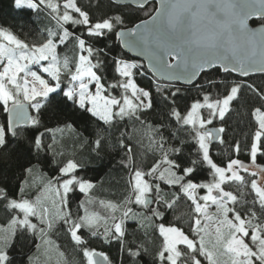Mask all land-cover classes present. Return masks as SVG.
Wrapping results in <instances>:
<instances>
[{"label":"snow or ice","instance_id":"obj_1","mask_svg":"<svg viewBox=\"0 0 264 264\" xmlns=\"http://www.w3.org/2000/svg\"><path fill=\"white\" fill-rule=\"evenodd\" d=\"M150 2L151 0H145V5L142 6V10L151 16L150 20L127 32H116L117 37L123 39L125 48L138 50L141 55L146 56L152 71L168 82L165 87L154 84L150 89H143L135 82L137 76H145L143 65L127 62L122 57H114L112 63L115 72L123 80L106 88L101 73L108 61L101 59L98 53L93 62V48H86L83 36L76 35L68 27L70 24L73 28H83L87 36L102 38L113 33L116 26L124 25L122 15H115L111 19L104 18L93 24L89 14L74 0H66L63 3L62 13L60 4L53 3V0H14L15 9L43 12L49 19V24L52 19L55 20L56 27H42L38 34L39 39L30 45L12 31L0 26V38L6 41L0 43V113L5 115L6 121L0 124V152L5 155L9 153L12 147L9 135L13 140L26 138L23 132L17 131L16 125L26 122L39 127L43 112L50 106L68 107L70 104L74 110L102 122L109 134L112 130L116 131L117 144L126 152L122 166L132 173L128 188L131 196H126L124 200L128 204L134 202L144 209L139 218L131 207L123 212L118 221L113 216L114 230L104 228L105 243L110 244L117 240L123 251L128 235L126 221L136 223V231H139L145 228L141 220H159L161 223L158 233L162 240L153 256V264H264V167L256 165L258 149H264V83L257 84L254 80L246 79L257 73L264 79V0H159L161 6L152 9L155 15H151L147 7ZM253 18L260 21L257 29L249 26L248 21ZM69 39L74 40L80 52H87V55H79L74 74L69 59L65 57L63 60L62 67L67 70L63 79L70 85L66 87L62 81L58 48L66 45ZM100 51L107 55V51ZM169 59L176 62L169 63ZM45 61L48 62L46 66L42 64ZM34 67L37 70H33ZM213 69L227 74L222 78L221 84L212 77ZM38 71H42L50 79L42 77ZM202 74L208 77L207 87L219 89L223 86V97L210 102V94L204 92V102H193L190 105L191 111L182 116L175 108L174 97L188 89L176 86L173 82L183 81L184 84L192 86ZM90 86H94L95 92L91 91ZM204 87V84L199 85L198 91L203 92ZM169 88L173 89L170 95ZM118 89L123 90L122 102L111 95ZM129 90L132 98L128 95ZM153 90L160 103L168 108V119L175 118L177 129L180 128L181 121L185 128L188 125L193 126L199 147L197 156L202 154V161L193 159L191 166L186 167H181L179 162L173 161L172 155H180L183 152V149L175 144L179 139V131L169 130L165 123L156 125L147 119V113L154 107ZM245 94L254 96L261 102V107L255 108L252 113L258 124V130L250 142L252 164L248 167L238 158H232L228 160L226 167H219L210 159V143L219 139L223 145L224 140L220 134L225 133L226 128L220 126L208 130L205 125H212L217 117L219 121L224 122L233 102H239ZM29 108L37 115L29 116ZM204 108L209 110L208 118L201 119L199 128H196L193 117L197 110ZM139 131H143L144 138L148 140V151L153 156L152 165L147 170L137 167V158L131 146L133 134ZM102 143L103 136L98 135L94 141L97 152ZM136 143L143 145L142 140ZM28 144L37 157L45 150L42 134L37 135L34 140H28ZM240 147L239 143L235 145L237 156ZM48 150H51V145ZM261 154L264 155V152ZM198 162L210 167L214 182H193L192 176ZM29 164L31 166L24 169L26 174L32 173L33 167L39 165V160L35 164L29 161ZM78 167L76 162L69 160L66 166L59 168L60 176L56 178L53 198L56 213L52 218L49 216V209L40 206L39 195L34 203H30L28 199H23L25 190L21 188V200L18 202L11 199L6 190H0V200L5 201V207L19 210V213L23 214L22 219L13 218L7 229L0 230L5 232V235L0 237V264H15L9 250L14 246L17 233L21 239H29L30 243H35L37 253L28 254L27 264H38L37 254L42 245H51L53 241L49 237L53 233L59 234L58 229L61 228L70 236L76 250L82 251L87 264H99L94 259L96 256H101L105 264H112L107 255L89 250L85 246V239L78 234L81 229H85L91 237L99 235L97 224H94L88 215H80L82 200L77 201L76 214L73 215L72 195L78 192L88 196L94 188L91 182L75 175L70 179L63 178L69 173H75ZM240 171L250 173L253 177L250 189L255 194V199L251 201L250 208L246 207L249 201L243 199V187L240 199L222 187L228 180L246 186L249 182ZM258 176L259 179H256ZM146 177L151 178L152 183H149ZM161 182L174 191L178 188L177 200L182 193L194 208L187 232L176 226L164 225L165 211L160 205L170 210L173 204L161 196ZM201 189L206 190L207 194L198 196V190ZM50 190H53L51 178L44 188L45 192ZM150 192L155 195V208L147 207L150 203L147 198ZM209 202L215 206V214H210ZM100 203L104 204V201ZM237 204L248 214L247 218L235 207ZM256 205L259 206V213L256 211ZM118 206L111 202L106 205L113 211ZM208 222L216 224L215 241L211 243V247L205 242ZM225 227L227 232L224 231ZM245 238H250V242ZM178 245L186 247L181 250ZM143 253L148 254L147 247L143 248ZM128 254L131 264H141L137 259L142 254L139 244L135 245V250L129 247ZM60 255L64 256V253L61 252ZM224 256L228 257L227 261L222 260Z\"/></svg>","mask_w":264,"mask_h":264},{"label":"trees","instance_id":"obj_2","mask_svg":"<svg viewBox=\"0 0 264 264\" xmlns=\"http://www.w3.org/2000/svg\"><path fill=\"white\" fill-rule=\"evenodd\" d=\"M56 2L55 0H53ZM75 3L83 10H85L90 17V20L94 24L104 18L111 19L115 15H122L125 23L122 26H116L115 31L102 38L89 37L86 34V30L83 28H73L68 25L71 32H75L76 35H82L86 41L85 47L91 46L93 48V62H95V56L99 53L101 59L107 60L103 73L104 80L102 81L106 88H110L112 84L119 82L121 79L118 73L115 72V66L112 63L114 57L123 58L127 62H135L143 65L145 72L144 77L137 76L135 82L140 88L150 89L154 84H159L160 87H165L166 84L155 80L146 70L144 64L140 61L130 58L128 55L122 52L119 43L115 38V34L118 30L128 29L135 24L150 17L143 10L133 9L131 7H120L110 3L108 0H74ZM58 3V2H57ZM63 4V3H59ZM155 6L151 4L148 6L151 15L153 14ZM43 17V18H41ZM260 21L252 22L251 25H258ZM45 25L56 27L55 20L52 19L49 24V19L44 16L43 12H31L27 9L17 10L14 7V0H0V26L13 32L18 38L26 41L30 45L39 39V33L42 27ZM3 39L0 38V43ZM110 46V49H109ZM107 51V55H104L103 51ZM58 54L61 61V70L64 74L67 72L63 69L62 63L65 57L69 59L71 64V71L75 70V64L77 63L80 50L78 44L69 39L68 43L58 48ZM227 74H222L219 70H212V77L216 79L218 84L222 83V78ZM233 78H235L233 76ZM254 80L257 84L264 83V79L261 76H254L246 78ZM208 77L201 75L196 84L191 87H184L187 91L181 92L174 97L175 108L181 113L182 116H186L190 111V105L193 102H201L203 100L204 92L210 94V101L215 102L217 99L223 97V86L219 89L213 87H207ZM64 85L69 86L67 80H62ZM229 81H224V83ZM204 84L203 92L198 91V86ZM179 86V85H176ZM182 87V86H180ZM173 89H168V94H171ZM118 95L119 90L113 91ZM152 99L154 103L153 109L147 113V119L153 124L165 123L166 128L172 131H179V139L175 142L176 147L182 148L183 152L180 155H172L174 162H179L181 167L191 166L193 159L202 161V154L197 156L199 152L198 144L194 136V130L190 126H183L180 122V128L177 129L175 118L168 119V108L160 103L159 97L156 92L152 91ZM261 107V102L253 97H249L247 94L239 102H233L230 112L226 116L224 122L215 119L211 127L224 126L226 132L222 133L224 144L219 142L210 146V159L219 167H226L229 159L238 158L246 166H250L252 161L250 159V142L254 136L255 131L258 129V124L253 116L255 108ZM203 114L206 111L202 110ZM32 116H36L37 113L32 111ZM5 115L0 113V124H4ZM130 130V129H129ZM18 132H23L25 139L13 140L11 135L8 139L12 145L9 153L5 155L0 152V190H6L11 199H15L18 202L21 200L20 189H24L22 181H28L30 174H26L24 169L30 167L29 161L35 164L39 160V165L33 167L32 173L41 179L42 184H47L49 178L51 182H56V178L60 176L59 168L66 166L69 160L78 164V169L75 173H69L64 176V179H70L75 175L79 179L87 180L94 185V188L90 190L88 196H84L80 193L72 195V210L73 215L76 214L77 201H83V208L80 209V215H84V209L88 212L94 213L102 220H108L110 215L105 211V205L109 202L118 204V210L131 207L132 204L125 202L126 196H131V192L128 191L129 182L131 181L132 173L122 166V161L126 157V152L122 151L117 144L115 130H112L109 134V130L102 124L90 117L86 113H81L78 110H74L69 104L68 107L63 105L56 107L50 106L43 112L41 116V124L39 127L30 125L29 127H22L17 129ZM42 134V140L44 145V151H42L39 157L33 154V150L28 144V140H34V138ZM167 134V133H166ZM98 135L103 136V143L99 151L95 149L94 141L98 138ZM134 139L131 142V146L136 155L137 167L142 170H147L153 161L151 152L148 151V140L144 138L143 131H139L133 134ZM264 139V138H262ZM142 140L143 145H139L136 141ZM240 144V153L237 156L235 145ZM51 145V150L48 148ZM264 149H258L257 154V167H264V155L261 153ZM171 155V153H170ZM241 175L245 177V180L249 183L246 186H241L239 182H228L222 187L226 191H231L240 199L241 188L245 196L243 199L249 201L246 207H252L251 201L255 199V194L250 189V181L253 179L250 173L241 171ZM213 172L206 164L197 163L195 165V171L192 176L193 182L197 183H211L213 182ZM149 183H152L151 178H147ZM257 179V178H256ZM33 181V180H32ZM35 183V181H33ZM161 196L166 198L168 203L173 204L172 209H165L164 205H160L161 209L165 211L164 225L176 226L182 230H188V224L194 215V208L190 202L187 201L183 194H180V198L177 200L176 193L179 191L177 188L175 191L168 185L161 182ZM25 192V191H24ZM201 190H198V196L201 195ZM35 191L24 193L23 199L26 198L29 201H33ZM153 205L150 208L157 207L155 203V195L152 192ZM104 204H101V201ZM88 201L90 203H88ZM104 205V206H103ZM238 210L242 211V214L247 218V213L241 209L240 204L235 205ZM257 213H259V206H255ZM67 211V209H66ZM144 209L137 211V217L139 218ZM118 212V211H116ZM13 218H19L18 210H11L5 207V201L0 200V228L4 229L9 226ZM109 221V220H108ZM145 224V228L136 231L138 225L132 221L126 222V231L128 233L126 237V243L124 250H121L119 241L113 240L110 244L105 243L103 239V227L98 226L99 235L97 237H91L89 232L85 229H81L78 234L85 239V246L89 250H95L99 253H103L110 258L112 264H131V257L128 254V248L132 247L135 250V245L141 246V256L137 259L141 264H153V256L156 254L162 237H159L158 227L161 221H140ZM155 229V231H153ZM59 234L53 233L49 238L54 242L55 248L60 254L64 253V264H87L86 258L83 257L82 251H77L74 243L70 240V236L66 231L61 228L58 229ZM134 233V234H133ZM147 233V235H146ZM135 243H131V242ZM39 243V241H36ZM147 247L148 254L143 253V248ZM35 243H30L29 239H21L19 233L14 238V246L9 250L14 257L15 264H27L28 254L35 253Z\"/></svg>","mask_w":264,"mask_h":264},{"label":"rangeland","instance_id":"obj_3","mask_svg":"<svg viewBox=\"0 0 264 264\" xmlns=\"http://www.w3.org/2000/svg\"><path fill=\"white\" fill-rule=\"evenodd\" d=\"M53 3H56V2L53 1ZM60 6H61V9L60 10H61V13H62L63 12V7H62L63 4H60ZM69 11L71 12V10H69ZM71 14H73L74 16H77L78 15V14H75V13H71ZM2 43H6V41L3 40ZM80 54L87 55V52H84V53H81L80 52ZM79 55H78V58H79ZM78 58H77V62H78ZM47 63H48L47 61L42 62V64H44L45 66L47 65ZM33 70H37V69L34 67ZM0 71H2V68H0ZM61 73H62V80H63V71L62 70H61ZM74 73H75V70L73 71L72 74H74ZM38 74H40L42 77H44L46 79H50V77H47V75L45 73H43L42 71H38ZM120 79L123 80V78H121V77H120ZM9 87H11V86L9 85ZM90 87H91V91L95 92L94 86H90ZM118 90H119L118 95L115 96V94L113 92L111 93V95L114 96L116 99L121 100V102H122L123 90L122 89H118ZM128 95H129L130 98H132V96H131V90H129ZM203 102L204 101L202 100L200 103H203ZM210 102H212V101H210ZM202 110L206 111V114H208V112H209V110L207 108L197 110V112L195 113V115L193 117V119L196 121V124H195V127L196 128H199V126H200L199 122H200L201 119L206 120L208 118V116H206V115L203 114V111ZM32 111H34V110H32ZM190 111H191V109H190ZM217 119H218V117H217ZM188 126H190L193 129V126L192 125H188ZM205 127L206 128H209V127H211V125H207L206 124ZM250 166H248V167H250ZM161 170H163V169H161ZM29 177H30L31 180H29L28 183L26 182L24 184V190H25L24 193L26 195V193H28L30 191H35L34 197H33V201H29V202L30 203H34L35 200H36V196L39 195L40 196V200H41V205L40 206L42 208L43 207H47L49 209V216H50V218L54 217L55 216V213H56V208L53 207V198L55 197V191H54V189H55V186H56V182H51L52 185H53V190H50L48 192H45L44 191V188L47 186L48 183L47 184H42L41 179L38 176H35L33 174H30ZM256 178L259 179V176L256 177ZM32 180L35 181V183ZM228 182H232V181L231 180H228L224 184H226ZM61 192H62V190H61ZM200 193H201V195H206L207 194L206 190H203V189H201V192ZM148 197L151 198L152 199V202H153L152 192H150L148 194ZM24 199H26V198H24ZM133 200H134V197H133ZM88 203H90V202L88 201ZM201 203H204V202L201 201ZM106 205L105 206L103 205V206L105 207L106 213L108 215H110V217L108 219L109 221L108 220H102L96 214L91 213V212H88L85 209H84V215H88L89 218L92 220V222L94 224H97V225L103 227V229L105 227H108V228L114 230L113 229L112 217L115 216L117 218V221H118L119 218L123 215V212L127 210V208L125 210L122 209L121 211L118 210V209H116L115 211H113L111 209H108L106 207ZM152 205H153V203H152ZM208 207H209L210 214H215V212H216L215 206L211 205V203L209 202ZM131 208L133 209V212L136 215L138 214L137 211H139V209H143L142 206H137V205L134 204V202L132 203ZM65 211H66V209H65ZM116 211H118V212H116ZM18 212H19V210H18ZM22 218H23V214L22 213H19V218L18 219H22ZM201 219H202V223H204L203 217H201ZM33 222H35V221L33 220ZM126 222H128V221H126ZM215 227H216V224L215 223L208 222L207 233L205 234V242L209 244V247H211V243H214V241H215ZM7 228L8 227H6L4 229H7ZM0 230H3V229L0 228ZM224 231L227 232L228 229L225 227L224 228ZM4 235H5V232L4 231H0V237H2ZM245 239H246L247 242H250V238H245ZM177 247L179 249L183 250V249H185L186 246H184V245H178ZM91 251H95V250H91ZM95 252H97V251H95ZM35 253H37V250L35 251ZM222 260L227 261L228 260V257L227 256H224V257H222ZM37 261H38V264H64V257L61 256L58 253V251L55 248V244L53 242L51 245H42L41 250L37 254Z\"/></svg>","mask_w":264,"mask_h":264},{"label":"water","instance_id":"obj_4","mask_svg":"<svg viewBox=\"0 0 264 264\" xmlns=\"http://www.w3.org/2000/svg\"><path fill=\"white\" fill-rule=\"evenodd\" d=\"M56 2L58 3H63V2H66V0H55ZM110 3L116 5V6H120V7H131L133 9H137V10H142V6L145 5V0H108ZM151 4H154L155 8H159L161 5L159 3V0H151V2L149 4H147V7ZM259 10V9H258ZM152 15H155V12H153ZM151 19V16L148 17L147 19L135 24L133 27L131 28H128V29H121V30H118L117 32H120V31H124V32H127L129 31L130 29L136 27L137 25H140V24H143L146 20H150ZM255 21H259V19L257 18H253V19H250L248 21L249 23V26L250 28L252 29H257L259 27V24L258 25H254L252 26L251 23L252 22H255ZM115 38L117 40V42L119 43V46H120V49L122 50L123 53H125L126 55H128L130 58L134 59V60H137V61H140L144 64L147 72L157 81L159 82H162L164 84H167L168 82L164 80V78L162 76H158L155 72L152 71V68L149 67V61H148V58L144 55H141L140 52L138 50H131V49H128V48H125L124 47V44H123V39L122 38H118L117 35L115 34ZM169 63H175L176 61L175 60H172V59H169L168 61ZM213 70H216V69H213ZM222 74L225 75V73H223L222 71H220ZM254 76H261L259 73L257 74H254L250 77H254ZM199 79V78H198ZM197 79V80H198ZM175 83L176 85H179V86H182V87H191V86H188L186 84H184L183 81H178V82H173ZM28 114L29 116H32L31 114V111H30V108L28 109ZM30 125L26 122H23L19 125H16L15 127L17 129L19 128H22V127H29ZM213 128H216V127H209L207 128L208 130H211ZM222 136V134H220V137ZM219 142V139H215L213 140L211 143H210V146H214L216 145L217 143ZM215 194V193H214ZM149 199V205L147 206L148 208L151 207L152 205V199L147 197ZM94 259L96 261L99 262V264H105L104 260L102 259L101 256H96L94 257Z\"/></svg>","mask_w":264,"mask_h":264}]
</instances>
